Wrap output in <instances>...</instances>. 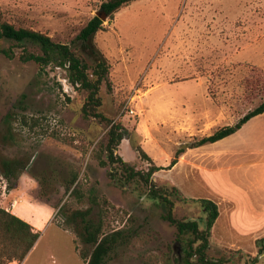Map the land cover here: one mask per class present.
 I'll return each instance as SVG.
<instances>
[{
  "label": "rangeland",
  "instance_id": "obj_1",
  "mask_svg": "<svg viewBox=\"0 0 264 264\" xmlns=\"http://www.w3.org/2000/svg\"><path fill=\"white\" fill-rule=\"evenodd\" d=\"M103 1L0 0V10L15 28L68 45L92 65L73 41L101 15ZM103 26L94 43L109 74L100 87L98 113L128 131L119 156L146 171L138 146L164 168L182 149L175 168L151 178L172 201L173 217L202 220L198 200L213 201L219 215L207 257L264 264L257 245L264 239V114L217 145L193 148L264 97V0H137L105 18ZM0 47L14 54L0 55V135L10 130L13 137L9 145L0 143V156L29 160L19 180L0 176V207L22 199L20 207L31 203L38 209L33 216L39 236L21 264H84L81 255L91 247L63 222L87 209L92 223L103 220V233L123 234L106 264H181L182 244L175 227L163 220L162 201L152 200L142 182L126 183L120 166H100L109 126L83 117L86 93L72 87L62 69L49 65L40 71L19 59L40 54L37 47Z\"/></svg>",
  "mask_w": 264,
  "mask_h": 264
},
{
  "label": "trees",
  "instance_id": "obj_2",
  "mask_svg": "<svg viewBox=\"0 0 264 264\" xmlns=\"http://www.w3.org/2000/svg\"><path fill=\"white\" fill-rule=\"evenodd\" d=\"M137 0H105L100 4L99 10L106 19H112L113 15L121 8L126 7ZM103 21L97 17H92L76 36L73 44H80V52H84L92 61L89 65L80 57L76 51L71 50L70 46L54 43L48 36L33 31L28 28H15L12 24L2 18L0 10V42H10L18 45L28 44L37 47L40 54L27 53L20 55L22 62H34L40 68L52 65L62 69L66 73V78L72 87L78 91L86 93V100L82 107L84 118H96L107 122L109 126L107 143L104 149L105 160L99 159L101 167L118 165L125 175L124 181L127 183L138 180L149 187V195L152 200H160L166 208L163 220L174 226L177 232V241L182 244L183 256L179 261L181 264H224L222 259L213 260L207 257L211 229L218 218L219 212L217 205L208 199H199L198 203L205 214L202 220H177L173 217V203L169 196L157 190L152 183V176L161 170H170L177 163L184 153L178 149L171 158L167 167L156 166L152 159L143 151L141 147L136 148L140 159L148 163L146 171H136L129 163L119 156V146L128 136V131L122 127L120 122L106 120L98 108L101 106L99 91L102 83H108L109 65L97 49L94 43L96 34L104 31ZM0 55L6 58H13L12 50L0 47ZM91 70V71H90ZM264 113V97L259 103L237 120L236 123L216 129L212 134L198 139L193 148L219 142L240 130L251 119ZM9 118V115H7ZM12 133L7 131V135H0V143L4 146L9 145L12 140ZM29 160L18 158H8L0 156V176L7 182L12 179L19 180V177L27 169ZM112 177V173H110ZM77 176L64 185L65 191L69 192L75 184ZM177 193L176 189H173ZM75 190L72 191V193ZM108 205L107 201H103ZM63 206L59 209V212ZM104 211H106L104 209ZM91 210L76 211L65 217L63 224L72 226L74 231L81 238L82 243L91 247L89 254H82L81 259L84 264H106V259L116 244L121 240L123 234L115 232L111 234L103 233V220L97 224L89 220ZM102 214V212H101ZM104 215V212H103ZM103 218V216H102ZM38 232L25 221L0 207V264L16 262L20 264L30 250L34 247ZM260 251H264V239L257 242Z\"/></svg>",
  "mask_w": 264,
  "mask_h": 264
},
{
  "label": "crops",
  "instance_id": "obj_3",
  "mask_svg": "<svg viewBox=\"0 0 264 264\" xmlns=\"http://www.w3.org/2000/svg\"><path fill=\"white\" fill-rule=\"evenodd\" d=\"M258 141H259V139H258ZM217 144H218V142H216L214 144H209V145H217ZM255 144H256V140H255ZM178 164H179V162L173 168H175ZM22 202H23L22 199L15 200V203L12 205V207L11 208L10 207H6L5 210L8 211V212H10L11 214L17 216L21 220L27 222L34 229V232H37V229H36L37 226L35 225V220H34L33 214L34 213H37L38 209L35 208L34 207L35 205H33L31 203H29L27 206L20 207V204ZM34 248H35V245L30 250V252L27 254V256L31 254V252L34 250ZM27 256L25 257V259L27 258ZM12 263H15V262H12Z\"/></svg>",
  "mask_w": 264,
  "mask_h": 264
},
{
  "label": "water",
  "instance_id": "obj_4",
  "mask_svg": "<svg viewBox=\"0 0 264 264\" xmlns=\"http://www.w3.org/2000/svg\"><path fill=\"white\" fill-rule=\"evenodd\" d=\"M97 17H99L102 21L106 18V16L104 14H101V15H96Z\"/></svg>",
  "mask_w": 264,
  "mask_h": 264
},
{
  "label": "built area",
  "instance_id": "obj_5",
  "mask_svg": "<svg viewBox=\"0 0 264 264\" xmlns=\"http://www.w3.org/2000/svg\"><path fill=\"white\" fill-rule=\"evenodd\" d=\"M130 114H131V115H135L136 113H134L133 111H130Z\"/></svg>",
  "mask_w": 264,
  "mask_h": 264
}]
</instances>
